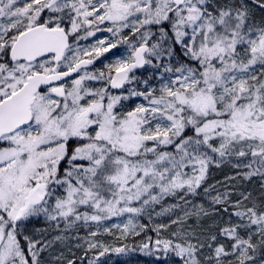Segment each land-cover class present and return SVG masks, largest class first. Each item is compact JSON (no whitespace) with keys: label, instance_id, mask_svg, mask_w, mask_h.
<instances>
[{"label":"snow or ice","instance_id":"1","mask_svg":"<svg viewBox=\"0 0 264 264\" xmlns=\"http://www.w3.org/2000/svg\"><path fill=\"white\" fill-rule=\"evenodd\" d=\"M256 8L264 13V0H0V264H48L45 253L80 222L139 214L177 193L185 207L163 212L181 208L183 215L172 220L174 239H157L156 251L179 264H264V16L258 21ZM105 21L114 35L139 34L131 56L109 65L107 75L56 83L117 46L101 40L84 50L88 59L67 55L70 38L93 36ZM175 46L186 61L164 66L174 78L159 95L132 90L148 106L123 111L129 96L110 89L134 81L136 68L171 59ZM88 80L105 85L90 89ZM225 162L237 169L229 180L258 177L261 196L239 192L233 200L217 191L207 208L187 199L200 194L210 167ZM213 190L203 187L205 195ZM133 201L141 206H128ZM211 217L219 220L205 229L202 220ZM136 228L129 219L123 231L138 235ZM76 239L86 254L126 250ZM54 259L64 261V253Z\"/></svg>","mask_w":264,"mask_h":264},{"label":"rangeland","instance_id":"2","mask_svg":"<svg viewBox=\"0 0 264 264\" xmlns=\"http://www.w3.org/2000/svg\"><path fill=\"white\" fill-rule=\"evenodd\" d=\"M257 20L259 21L264 13H261L258 8L254 9ZM113 27L112 24L108 21H105L102 24L98 25V29H92L95 31V35L88 36L85 39L76 41L75 38H70V44L72 45V50L67 53L68 56H72L73 52L78 53L81 58L88 59L83 55L84 50H91V48L98 43L93 41L97 38V42L104 40L107 43H116L115 48H111L108 52L103 53L99 57H95L93 54V64L90 67L81 69L78 73L73 76L64 79L63 81L58 82L63 83L66 87H70L72 80L78 78L79 75H83L85 72L89 74H96L100 71L108 73V66L114 65L117 60H127L132 54L131 44L139 43V34L136 37H133V34L130 29H123L119 34L114 35L113 32L107 31L108 28ZM143 31V29H142ZM153 31H157L156 28H153ZM79 35H84L82 31ZM129 37V42H125L123 37ZM158 39L157 36H154L151 42H155ZM186 58L183 56L179 46H175V55L171 59L165 57L163 61H153V65H145L144 67L136 70L131 75H134L136 79L134 81L128 82L121 89H110L111 94L113 95H128L129 99L123 100V111L133 110L137 105L148 106V101H146L142 96H131L129 95L132 90L136 91H147L149 89H155L156 94L159 95V89L163 84L167 83L170 78H174L173 73L164 72L163 68L166 65L171 64L173 67L178 66L179 63L185 62ZM66 70V69H62ZM114 73V72H113ZM147 81V83H145ZM86 87L90 89H96L103 87L105 85L104 81H94L88 80L85 81ZM119 110V106H118ZM156 120L152 121L153 127L156 124ZM152 142H149L151 146ZM161 151L171 150L169 146L165 149L163 146L160 148ZM149 158H152L151 156ZM235 162V160L233 161ZM237 169L233 168L231 164L225 162L220 167L212 166L209 168V174L204 182V185L201 189L198 190L200 193L195 197H187L194 204H203L206 208L210 205V197L217 194V191L232 192V199H239V192H250L253 197L261 196V186L259 178H253L252 181L244 180H229V177L235 176ZM208 185H214L215 190L211 191L210 194L205 195L203 193V187ZM62 191V190H61ZM182 193H177V195L166 196L159 203L152 204L147 206L142 213H123L117 216H111L107 219L100 221L99 223L89 221L85 226L83 222L77 225L74 229L68 231L65 235L69 237L64 241L55 242L53 247L50 248L46 253L45 257L48 260V264H66L67 259H73L76 261V264H87L88 260L95 259L98 257L99 264H179L178 258L169 254L167 257L162 253L156 251V240L157 239H174L172 237V232L177 230L178 225L172 224V220L177 219L178 216L183 215L181 208L185 207L183 201L179 199V196ZM110 198V197H109ZM179 204L181 208L172 209L170 212H163L165 208H171L172 205ZM123 206V205H121ZM128 206L130 207H140L141 203L139 201H133ZM220 207V206H215ZM92 211L91 209L81 208V211ZM129 219L133 220L134 224L137 225L136 231L138 235L133 234L131 231L124 233V225L128 223ZM219 220L218 217L204 218L202 224L205 229H208V226L213 223V220ZM227 219V216H224V220ZM221 224L222 220L219 221ZM189 224H195V219H190ZM36 227L43 228L46 225L42 220L34 221ZM166 225V228L160 229L159 233L155 231L157 225ZM143 225V228L139 226ZM31 227V226H30ZM107 230V231H106ZM97 232L95 237H91L89 233ZM211 231H216L215 228H212ZM57 233L49 228L45 239L52 240V238ZM76 237H86L92 239L96 242L102 243L103 245L109 247L110 249L114 248H125V252L117 253L115 251H109L105 253L104 256H99L100 249H94L90 252L85 253L86 245L81 248L75 247L77 243H83L82 240L76 239ZM143 244H148L149 249H142ZM71 249V251H69ZM64 253V261H56L54 257ZM73 253L75 255H73Z\"/></svg>","mask_w":264,"mask_h":264},{"label":"water","instance_id":"3","mask_svg":"<svg viewBox=\"0 0 264 264\" xmlns=\"http://www.w3.org/2000/svg\"><path fill=\"white\" fill-rule=\"evenodd\" d=\"M92 64H93V63H92ZM92 64H90V65H88V66H91ZM88 66H87V67H88ZM137 69H139V68L134 69L133 72H134L135 70H137ZM74 74H75V73H72L70 76H72V75H74ZM113 75H115V73H114ZM70 76H69V77H70ZM66 78H68V77H66ZM66 78H64V79H66ZM125 84H126V83H125Z\"/></svg>","mask_w":264,"mask_h":264}]
</instances>
